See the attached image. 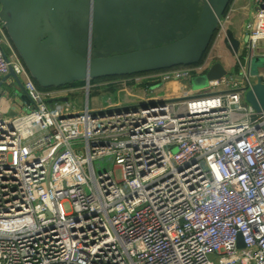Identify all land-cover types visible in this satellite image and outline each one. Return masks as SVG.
<instances>
[{
    "label": "built area",
    "instance_id": "obj_1",
    "mask_svg": "<svg viewBox=\"0 0 264 264\" xmlns=\"http://www.w3.org/2000/svg\"><path fill=\"white\" fill-rule=\"evenodd\" d=\"M256 3L238 72L208 92L82 111L45 105L58 91L6 56L0 14V84L14 71L31 100L12 118L0 103V264H264V111L245 97L264 40ZM207 68H166L147 82ZM104 158L114 170L96 168Z\"/></svg>",
    "mask_w": 264,
    "mask_h": 264
},
{
    "label": "crops",
    "instance_id": "obj_2",
    "mask_svg": "<svg viewBox=\"0 0 264 264\" xmlns=\"http://www.w3.org/2000/svg\"><path fill=\"white\" fill-rule=\"evenodd\" d=\"M2 1H4V4L0 3V11L8 13L13 19V23L5 29L4 51L6 56L10 59H18L42 91L57 90L59 96H70V98L75 94L78 97L86 92L89 94L90 89L88 88L86 91L83 84L79 83L71 87L52 86L50 83L55 81L54 77H46L43 74L33 73L32 67L34 65L25 58L24 53L25 51L30 53L35 44V39L37 40L40 37L41 33L33 27L37 23L31 19L30 22L24 24V21L20 20V13L9 6V3L11 4L12 2L10 0ZM76 1L74 0L70 5L69 13H66L65 10L69 6L60 7V18L67 27L71 39H78L82 48L91 49V54L97 57L114 56L135 51L137 43H142L144 47H150L151 45H164L180 39L194 29L205 6V0H133L137 2L139 7L136 16L130 17L126 23H122L121 20L124 16L115 17L112 14L114 9H117L121 5L120 1ZM29 6L34 11L40 4L34 2ZM103 6L105 8L104 12H102ZM107 10L110 13H107ZM41 13L44 14L46 19L48 18V4L42 6ZM38 17L41 18V15ZM221 18L224 20L225 30L222 36L218 37L217 34L220 28L218 23L213 38L215 39L214 42H217L216 45L221 49L215 55L207 54L204 62L200 64H205L210 68L214 62L221 61L231 74H235L237 69L234 68L235 63L233 64L231 60V57H234V55L226 47L224 38L226 31L231 29L236 37L242 41V44L246 42L248 36L246 27L255 20V13H251V0H229ZM223 47L224 50L222 49ZM260 50L263 51V48ZM36 66L40 67L44 72L48 71V67L44 63L37 64ZM195 77L189 81H172L159 85L145 82V89L144 91L142 90L144 93L134 95V97L138 98V101L131 103H140L142 99L144 101L146 98L153 96L161 97L163 95V97L167 98H177L208 92L209 87L195 90V87L190 86ZM237 77L239 78V76ZM18 78L9 74L1 80L0 103L8 114L13 111L21 113L28 105L18 95V92L20 93L22 89L20 82L24 87V79L19 76ZM81 81L84 80L81 79L75 82ZM111 101L123 102L121 98L115 100V98L110 97L107 105ZM87 102H89L88 99ZM70 103L76 110L80 109L77 102L71 100Z\"/></svg>",
    "mask_w": 264,
    "mask_h": 264
},
{
    "label": "water",
    "instance_id": "obj_3",
    "mask_svg": "<svg viewBox=\"0 0 264 264\" xmlns=\"http://www.w3.org/2000/svg\"><path fill=\"white\" fill-rule=\"evenodd\" d=\"M10 1L12 3H9V6L20 13V20H23L24 24H26L33 19L37 23L36 26H33L34 29L41 33L40 37L37 40L35 39V44L30 53L28 51L24 53L25 58L34 65L32 67L33 73L43 74L46 77H54L55 81L50 84L58 87L81 79L89 82L91 79L107 75L130 74L199 63L204 56L206 48L212 42L219 19L229 2V0H205V6L198 23L193 30L180 39L164 45H151L150 47H144L142 43H137L135 51L114 56L97 57L91 54V49L82 48L78 39H71L67 27L60 18V7L69 6L65 8L66 13H69L70 5L74 0ZM116 1H120L121 5L117 9H114L112 14L115 17L124 16L121 20L122 23H126L128 18L136 16V12L139 9L136 1ZM263 1L261 0V2ZM34 2L39 3L40 6L32 11L29 5ZM76 2H79V0ZM0 3L3 5L4 1L0 0ZM44 4H48L47 19L41 13ZM104 9L103 6L102 12H104ZM107 13H110L109 10H107ZM0 14L7 22L6 27L13 23V19L8 13L0 11ZM40 15L41 18L38 17ZM224 43L234 56L240 52L242 47V41L236 37L231 29L226 31ZM201 50L202 54L200 58L197 61H191ZM254 62L264 63V55L255 56L252 59V66ZM40 63L47 65V72L36 66ZM252 66L251 75L257 76V78L252 89L246 92L245 97L258 112H262L264 111V82L263 78L259 76V72H255ZM228 72L221 61H216L205 73L193 79L192 83L194 82L198 88H205L209 82L226 77ZM11 75L19 79L14 71H11ZM187 81L189 80L187 79ZM20 85L22 89L19 97L30 105L31 100L27 96L21 82ZM161 98L163 99V95ZM141 101V105L146 107L145 100L143 101L142 99ZM70 102V96H59L45 100V105L52 109L59 105L69 104ZM17 114V111H13L9 114V117H15ZM70 116H75V114L71 113ZM61 117L65 118L64 115ZM240 245L243 246V243L240 242Z\"/></svg>",
    "mask_w": 264,
    "mask_h": 264
},
{
    "label": "rangeland",
    "instance_id": "obj_4",
    "mask_svg": "<svg viewBox=\"0 0 264 264\" xmlns=\"http://www.w3.org/2000/svg\"><path fill=\"white\" fill-rule=\"evenodd\" d=\"M256 9H257L256 0H251V13L252 14L256 13ZM216 44H217L216 41L213 42V44L212 43L209 44V46L205 50V53L214 54V55L218 53L220 51L219 49L221 48H219V46ZM261 48H263V51L260 50ZM222 49L224 50V47ZM201 54H202V50L196 56H194V58L191 59V61H197L200 58ZM254 54L255 56L264 55V40L256 41V48L254 49ZM231 60L233 61V64L235 63L234 68L237 69L238 66L237 58L235 56L234 57L232 56ZM243 60L245 61V58H243ZM252 67L255 72H259L260 70L264 69V63L254 62ZM163 70L164 69H155V70H147V71L130 73V74L107 75L96 78L95 80L91 79V81L89 82L84 80L83 85L85 86L86 91L88 88L90 89L89 94L86 92L81 96L79 95V97L78 95L75 94L71 96V100L78 103V107L80 108L79 109L80 111L84 109L87 99L92 108L105 107L110 97L115 98V100L121 98L123 102L127 104L131 102H137L138 98L134 97V95L144 93L143 92L145 89L144 83L148 81V77L152 73L161 72ZM236 72H238V69L236 70ZM138 77H140L141 79L140 82L136 81V78ZM197 77H199V75L196 76L195 78ZM208 85L206 87H208ZM190 86L195 87L194 88L195 90L198 89V86L194 82L190 84ZM18 95H20L19 92ZM95 166L98 170L104 168L108 170H114L116 165H115V161L112 158H104L97 160L95 162ZM116 174L119 179L122 178V171L120 169L116 170Z\"/></svg>",
    "mask_w": 264,
    "mask_h": 264
},
{
    "label": "trees",
    "instance_id": "obj_5",
    "mask_svg": "<svg viewBox=\"0 0 264 264\" xmlns=\"http://www.w3.org/2000/svg\"><path fill=\"white\" fill-rule=\"evenodd\" d=\"M214 38V37H213ZM214 40L215 39H212V44H213V42H214ZM206 55H207V53H204V56H203V58H202V60L199 62V63H196L195 65H199L200 63H203L204 62V59L206 58ZM177 67H183V66H177ZM184 67H186V66H184ZM96 79V78H95ZM95 79H92V80H95ZM83 82L84 81H81V82H75V83H73V84H70V85H65V87H71V86H75V85H77V84H83Z\"/></svg>",
    "mask_w": 264,
    "mask_h": 264
}]
</instances>
